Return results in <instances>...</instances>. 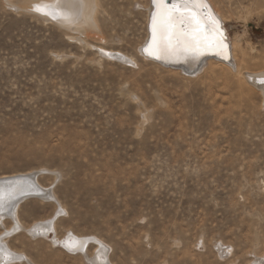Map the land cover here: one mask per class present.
I'll return each instance as SVG.
<instances>
[{
	"label": "rangeland",
	"instance_id": "374dc122",
	"mask_svg": "<svg viewBox=\"0 0 264 264\" xmlns=\"http://www.w3.org/2000/svg\"><path fill=\"white\" fill-rule=\"evenodd\" d=\"M216 1L240 70L205 65L191 76L142 54L147 0H94V29L85 17L43 19L29 11L35 0H0V176L56 181L58 238H100L112 264L264 254V92L245 76L264 71V3ZM56 210L33 198L18 213L30 227ZM50 235L8 240L34 264H105L96 243L92 263Z\"/></svg>",
	"mask_w": 264,
	"mask_h": 264
},
{
	"label": "bare ground",
	"instance_id": "6f19581e",
	"mask_svg": "<svg viewBox=\"0 0 264 264\" xmlns=\"http://www.w3.org/2000/svg\"><path fill=\"white\" fill-rule=\"evenodd\" d=\"M35 1L36 3L34 4V6L37 5L43 8L44 14L42 15H46L47 17L45 19H51L57 23L58 22L57 18L68 22V21L77 20L78 18H81V17H85V20L87 21V25L89 26V28H93V29L95 28L94 18H95L96 10L94 7V0H88V3L86 2L87 8H86V11L83 13L82 12L79 13L77 11V8L79 4L81 3L79 2V0H35ZM63 1H66V5L64 3L63 6L60 7L61 11L58 10L59 12L58 11L56 12L55 8L58 7L60 2H63ZM167 2L171 4L173 0L171 2L169 1ZM210 2H212L214 9L216 10L218 15L222 18L223 22L225 23V21L227 20V17L225 13L222 11V9L220 8V6L218 5L217 1L210 0ZM260 2L264 3V0H260ZM142 7L147 12L146 26H145L146 27V38L142 44V47H144L145 45L148 44L150 37L151 36L153 37L152 16L156 12V8H155V5L152 3V0H147V4H143ZM51 12L54 14L52 16L48 15V14H51ZM209 12L213 14L211 9ZM53 17H56V18L53 19ZM151 42H152V38H151ZM229 43H232L230 44L231 48L229 51L224 50V48L209 50L210 52L219 50L218 55L221 58L208 57V58L203 59L202 58V55L204 54L203 53L201 55H188L186 57L177 56L174 54L162 55V58L158 60L156 56L150 55L148 51H143V48H142V54L149 60L157 62L162 66L163 65L165 66L163 62L177 63V64L182 63L181 65L183 68L179 67V69H181L183 72L185 69L189 71H194L193 74H188L191 76L196 75L198 72H200V70H202L205 67V65H208V66L217 65L222 68H229L235 71L237 70L239 71L240 64H238L239 60L237 59V54H236L237 42L235 40L231 42L230 40ZM103 52L106 53L110 57L117 58L118 60L126 61L128 63L132 62L130 58H128L126 55L120 52L105 51V50H103ZM160 60L163 62H160ZM245 76L249 82L256 85L257 87H259V89H261L264 92V71L257 72V73L245 72ZM55 176H56V179L59 178V174L57 172L55 173ZM6 180H11L12 182L6 183L4 182ZM55 182L51 184L50 186H46L41 183L38 177H35L34 174L30 172L0 176V196L3 197V203H2V206H0V226L4 229V231L0 233V264H12L15 262L20 263L23 261L29 262L30 264H34L32 259L28 256V254L24 253V251L21 252L11 247V244L8 240L10 237L14 236L15 234H19L21 232H26L33 238H38V237L49 238L51 236L50 234H54L53 243L55 245L61 244L65 246L67 249L75 252L76 254H82L87 259H89V261L92 263H94L95 257L92 258L89 255L88 247L91 242L96 243L100 251L96 261L97 262L102 261L105 264H112L110 260L107 258L108 253H109L108 244L100 238L89 237V236L81 237V236L75 235L72 232L68 233L69 237H67L66 239H60L57 237V227H56L57 219L64 216L65 209L61 205V202L59 201L57 195L54 192ZM33 198H38L39 200L40 199L47 200L48 202L50 201L54 202L57 206V210H56V213L52 217L44 221L36 222L34 223V225L27 227L21 221L19 217L18 209L24 200L33 199ZM6 218L11 219L13 222V225L10 228H7L5 224ZM261 261H264V254L262 256L256 257V259L254 261H251L249 264H259Z\"/></svg>",
	"mask_w": 264,
	"mask_h": 264
},
{
	"label": "snow or ice",
	"instance_id": "6c2138e0",
	"mask_svg": "<svg viewBox=\"0 0 264 264\" xmlns=\"http://www.w3.org/2000/svg\"><path fill=\"white\" fill-rule=\"evenodd\" d=\"M156 12L152 16V42L145 51L157 59L162 55H201L205 51L223 49L225 36L219 20L205 13L206 0H152ZM34 11L44 14L41 6ZM56 17H53L55 19ZM3 197L0 196V206Z\"/></svg>",
	"mask_w": 264,
	"mask_h": 264
},
{
	"label": "water",
	"instance_id": "95a60500",
	"mask_svg": "<svg viewBox=\"0 0 264 264\" xmlns=\"http://www.w3.org/2000/svg\"><path fill=\"white\" fill-rule=\"evenodd\" d=\"M29 11L30 12H35L34 9H30ZM35 13L38 14V16H40L43 19L47 18L46 15H42V14L37 13V12H35ZM57 23H60V22H57ZM224 50H228V48L226 47V44L225 43H224ZM218 51L216 52L217 54H218ZM160 62H163V61L160 60ZM163 63L165 64V66H168V67H172V68H179L180 67V68H183L182 65H181L182 63H180V64L179 63L178 64L177 63H166V62H163ZM184 72L186 74H193L194 71H189V70L185 69ZM4 182L8 183V182H12V181L11 180H6Z\"/></svg>",
	"mask_w": 264,
	"mask_h": 264
}]
</instances>
